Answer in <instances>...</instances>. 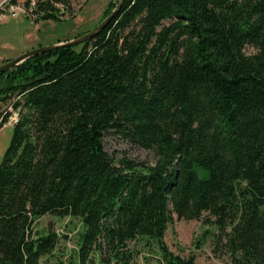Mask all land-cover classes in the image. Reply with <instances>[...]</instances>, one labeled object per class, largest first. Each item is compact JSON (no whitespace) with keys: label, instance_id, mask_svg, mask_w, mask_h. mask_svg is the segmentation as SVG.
<instances>
[{"label":"trees","instance_id":"trees-1","mask_svg":"<svg viewBox=\"0 0 264 264\" xmlns=\"http://www.w3.org/2000/svg\"><path fill=\"white\" fill-rule=\"evenodd\" d=\"M69 4L25 3L36 23L62 21ZM12 95L21 110L0 162V264L54 252L56 232H32L49 214L82 222V263L95 246L129 264L124 250L142 240L161 264H194L164 238L173 214L206 213L233 264H264V0H123L92 39L0 73V99ZM111 131L155 164L116 161Z\"/></svg>","mask_w":264,"mask_h":264},{"label":"rangeland","instance_id":"rangeland-1","mask_svg":"<svg viewBox=\"0 0 264 264\" xmlns=\"http://www.w3.org/2000/svg\"><path fill=\"white\" fill-rule=\"evenodd\" d=\"M117 1L69 0L67 9L62 11V21L36 23L31 9L26 8L27 0H16V3L0 0V58H3L0 65L33 49L73 40L93 30L104 19L109 5ZM246 51L250 53L254 50L248 46ZM17 99L16 95H12V101ZM11 137L12 128L7 127L0 133V146L7 145ZM104 146L116 161L125 156L148 166L154 165L157 159L152 150L134 145L114 131L106 134ZM213 220L214 217H209L207 213L200 220L178 219L173 214V222L164 238L169 251L184 259L194 257V264H233L230 254L217 244L219 230ZM49 231L58 234V246L52 254L41 257V264H116L108 250L100 251L95 246L89 250L82 263L79 250L84 226L78 218H58L49 214L39 219L32 232L42 235ZM124 252L131 256L129 264L162 263V252L153 242H130ZM102 258L107 261H102Z\"/></svg>","mask_w":264,"mask_h":264},{"label":"water","instance_id":"water-1","mask_svg":"<svg viewBox=\"0 0 264 264\" xmlns=\"http://www.w3.org/2000/svg\"><path fill=\"white\" fill-rule=\"evenodd\" d=\"M122 3H123V0H118L116 7L111 12V14H109L106 18H104L102 20V22L99 25H97L93 30H91V31H89V32L83 34L82 36L77 37L73 40L58 42V43H55L52 45L41 46L39 48L33 49V50L21 55L20 57H18L16 59H13V60H10L4 64H1L0 65V73H4V72L10 71L12 69H15L18 66H20L27 59L32 58L38 54H42V53L54 50L58 47L79 45V44L86 42L87 40L92 39L93 37H95L97 34H99L103 30V28L109 23V21L119 11V9L122 6Z\"/></svg>","mask_w":264,"mask_h":264},{"label":"built area","instance_id":"built-area-1","mask_svg":"<svg viewBox=\"0 0 264 264\" xmlns=\"http://www.w3.org/2000/svg\"><path fill=\"white\" fill-rule=\"evenodd\" d=\"M20 110V108H15L13 101L0 99V120L7 117L5 125L14 126L17 124L20 119Z\"/></svg>","mask_w":264,"mask_h":264},{"label":"crops","instance_id":"crops-1","mask_svg":"<svg viewBox=\"0 0 264 264\" xmlns=\"http://www.w3.org/2000/svg\"><path fill=\"white\" fill-rule=\"evenodd\" d=\"M54 44H55V43H54ZM2 59H3V58H0V60H2ZM5 60H6V59H5ZM7 127H11V128H12V132H13V126L6 124V125H4V126L2 127V129H0V133H1L4 129H6ZM10 141H11V138L9 139L7 145H3L2 147L0 146V160L2 159V157H3V155H4V153H5L6 149H7V147L9 146Z\"/></svg>","mask_w":264,"mask_h":264}]
</instances>
